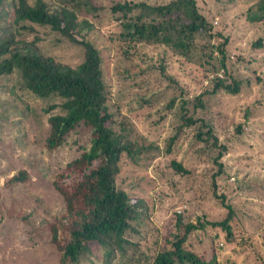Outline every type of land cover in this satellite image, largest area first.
<instances>
[{
    "label": "trees",
    "instance_id": "trees-1",
    "mask_svg": "<svg viewBox=\"0 0 264 264\" xmlns=\"http://www.w3.org/2000/svg\"><path fill=\"white\" fill-rule=\"evenodd\" d=\"M250 1L246 19L251 24L262 21L264 0ZM112 21L116 28L109 38L121 40L127 49L135 50L140 44L161 46L182 63L198 66L205 73L201 89L189 93L161 58L156 67L165 77V84L149 97H140L139 103V107L152 110L145 118L151 129L146 131L151 137L147 145L132 138L126 123L114 118L100 51L84 38L85 29ZM39 26L80 45L81 59L71 65L44 54L38 48ZM252 44L259 47L262 41L258 38ZM127 49L121 52L126 59ZM230 49H234L233 41L214 29L210 16L198 8L196 0H110L108 5L96 0H0V79L12 81L13 87L35 97L52 99L44 108V112L52 111L47 119V151L64 150L68 137L79 132L80 127L90 130V145L73 138L72 159L52 180L66 210L63 219L58 217L50 224L58 264H80L84 256L90 255L92 242L103 248L102 264H114L116 253L124 256L141 237L143 201L132 200L126 190L118 187L115 174L121 155L133 157L154 148H160V155L169 158L167 165L176 174H191L184 156L191 155L205 164L209 187L226 214L218 220L198 215L195 221L183 224L178 212L176 226H182L183 233L167 240L168 245L156 251L151 264H219L214 253L205 259L188 248L185 241L190 232L207 225L218 227L229 242L235 238L230 223L234 210L219 190L226 170L222 158L229 147L220 140L206 115L207 98L219 91L235 95L245 82L249 84L248 79L231 73L229 59L235 52L228 53ZM241 130L240 124L234 127L236 132ZM182 147L183 155L179 157ZM25 177L23 171L10 179ZM70 177L69 184L62 182ZM258 235L262 253L257 261L263 262L264 228Z\"/></svg>",
    "mask_w": 264,
    "mask_h": 264
},
{
    "label": "rangeland",
    "instance_id": "rangeland-1",
    "mask_svg": "<svg viewBox=\"0 0 264 264\" xmlns=\"http://www.w3.org/2000/svg\"><path fill=\"white\" fill-rule=\"evenodd\" d=\"M96 1L103 5L110 2ZM196 2L210 16L214 29L233 41L234 49L228 51L235 52L233 59H229L231 73L248 79L249 84L245 82L238 94L219 91L207 98L206 115L220 140L229 147L222 158L226 170L219 190L233 207L230 223L235 238L229 242L218 227L207 225L203 230L190 232L185 243L205 259L214 253L219 264H264V260L257 261L262 253L258 234L264 228V19L252 24L246 19L250 0ZM36 28L41 36L38 48L44 54L71 65L81 59L80 45L70 43L58 32L42 26ZM115 28L113 21L96 23L85 29L84 38L100 51L105 90L114 118L126 123L132 138L147 145L151 137H147L146 131L151 129L145 118L152 110L139 107V103L140 97H149L165 84V77L156 67L161 58H165L167 70L176 75L189 93L201 89L205 73L198 66L182 63L161 46L140 44L135 50L127 49L121 40L109 38ZM258 38L262 41L259 47L252 44ZM125 49L129 51L128 59L121 56ZM1 80L0 264H58V252L50 240V224L58 217L63 219L66 210L52 180L72 159L73 138L90 145V130L80 127L79 132L68 137L64 150L47 151V119L52 111L44 112V108L52 99L35 97L13 87L12 81ZM237 124L242 128L240 132L234 131ZM159 149L133 157L123 154L118 160L116 185L126 190L132 200L143 201L141 211L147 217L144 216L140 228L141 237L134 238L136 243L124 256L116 253L114 264H151L152 256L168 245L167 240L183 233L182 226H176L178 212L183 224L195 221L198 215L218 220L226 214L209 187L205 164L191 155L184 156L191 174H176L167 165L169 158L162 157ZM183 149L179 148L177 156L183 155ZM23 171V180L10 179ZM71 181L70 177L62 182ZM89 247L90 255L84 256L80 264H102L103 248L96 242L89 243Z\"/></svg>",
    "mask_w": 264,
    "mask_h": 264
}]
</instances>
